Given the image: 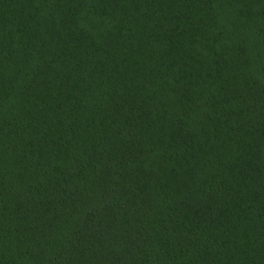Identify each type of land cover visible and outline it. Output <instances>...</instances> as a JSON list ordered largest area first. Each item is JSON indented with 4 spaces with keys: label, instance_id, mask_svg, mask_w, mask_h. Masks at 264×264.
I'll return each instance as SVG.
<instances>
[{
    "label": "trees",
    "instance_id": "1",
    "mask_svg": "<svg viewBox=\"0 0 264 264\" xmlns=\"http://www.w3.org/2000/svg\"><path fill=\"white\" fill-rule=\"evenodd\" d=\"M0 264H264V0H0Z\"/></svg>",
    "mask_w": 264,
    "mask_h": 264
}]
</instances>
